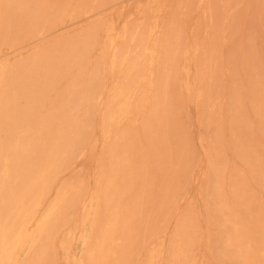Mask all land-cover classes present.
<instances>
[{"label": "rangeland", "instance_id": "obj_1", "mask_svg": "<svg viewBox=\"0 0 264 264\" xmlns=\"http://www.w3.org/2000/svg\"><path fill=\"white\" fill-rule=\"evenodd\" d=\"M0 264H264V0H0Z\"/></svg>", "mask_w": 264, "mask_h": 264}]
</instances>
